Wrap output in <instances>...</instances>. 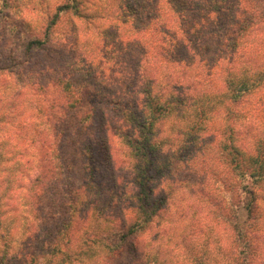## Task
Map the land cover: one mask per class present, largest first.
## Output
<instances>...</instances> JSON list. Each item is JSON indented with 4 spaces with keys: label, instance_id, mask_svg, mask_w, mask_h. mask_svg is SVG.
<instances>
[{
    "label": "trees",
    "instance_id": "obj_1",
    "mask_svg": "<svg viewBox=\"0 0 264 264\" xmlns=\"http://www.w3.org/2000/svg\"><path fill=\"white\" fill-rule=\"evenodd\" d=\"M85 1L84 7L83 0H69L57 11L89 17L91 38L67 40L66 59L39 69L59 86L57 112L70 129L52 130L62 146H52L49 155L56 178L50 216L59 217V226L28 264H53L54 255L59 262L80 260L88 254L86 239L77 234L71 246L64 235L86 223L94 224L98 262L126 254L137 264H168L161 255L165 243L155 245L163 236L153 231L167 203L155 193L164 176L183 182L191 195L207 193L212 207L224 196L219 192L237 193L231 264H264V30L257 33L264 27V0ZM47 38L29 40L27 50L46 48ZM115 45L125 53L120 71ZM86 95L99 99L72 125ZM112 112L120 124L114 128ZM82 130L79 174L63 140ZM115 138L124 166L113 153ZM123 168L129 171L125 183L117 173ZM240 206L246 223L238 220ZM216 219L218 226L228 221Z\"/></svg>",
    "mask_w": 264,
    "mask_h": 264
},
{
    "label": "rangeland",
    "instance_id": "obj_2",
    "mask_svg": "<svg viewBox=\"0 0 264 264\" xmlns=\"http://www.w3.org/2000/svg\"><path fill=\"white\" fill-rule=\"evenodd\" d=\"M68 2L69 0H0V260L9 264H28L31 253L41 251L43 245H48V236H51L49 233H54L59 226V217L52 220L53 217L50 216L55 211L53 194L56 178L52 174L54 165L52 162L50 164L49 155L52 146L59 147V142H62L60 137L54 136L52 130L55 127L58 131L69 130L70 122L63 124L59 119L57 111L63 100L59 86L50 79V74L40 76L39 69L44 65L59 64L61 59H66L67 40L74 42L77 37L91 38L89 17L80 19L72 10L57 11L58 5ZM83 4L85 7V0ZM52 19L54 24L50 23ZM263 28L259 27L257 33H262ZM47 35L46 48H37L32 52L27 50L29 40L37 37L44 39ZM115 48L112 58L117 67L114 66V69L120 71L125 53L121 51L120 45H115ZM108 54L109 52L107 57ZM126 60L127 63L130 62L129 59ZM108 86L113 88V83ZM97 99L90 95L82 99V106L74 110V117L70 119L72 125L86 114ZM112 114L111 127L114 128L119 124V117L115 112ZM263 115L259 114V117L264 120ZM167 125L165 129L169 134L171 124ZM113 133L115 135V131ZM84 137L82 130L78 136L73 135L63 140L64 151H70L68 160H71L79 174L85 159L78 150L83 146ZM122 149L115 138L113 153L117 164L124 166L126 157L121 154ZM217 162L220 167L221 161ZM117 173L122 182H127V169L123 168ZM176 180L174 177L164 176L155 192L159 197L165 195L167 198L162 217L153 226V231L163 236L155 245L163 246L165 243L161 255L164 252V256L169 258L168 264H197V259L193 261L194 256H201L205 261L208 258L207 263L210 264H231L236 257L231 228L236 220L232 201L237 203L239 196L230 190L219 192L224 193V196L222 195L217 206L214 204L212 207L206 203L207 193L196 191L191 195L183 187V182ZM227 201L233 207L224 204ZM45 206L50 210H44ZM238 211L239 222L246 223L245 208L240 206ZM218 215H223L228 221L221 222L222 225L218 226ZM92 227L86 223L80 231L76 232L74 229L72 233L64 235L73 246L76 235L82 234L86 239L82 250L88 254L82 255L80 260L73 257L72 262H59L54 255L52 263L137 264L130 261L126 254L98 262L97 256L92 252L96 248L91 241L97 236ZM262 245L264 246V242ZM77 250L79 249L76 247L74 253ZM39 260L43 261L41 257Z\"/></svg>",
    "mask_w": 264,
    "mask_h": 264
}]
</instances>
